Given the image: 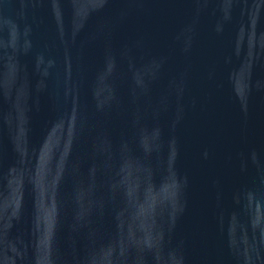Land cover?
<instances>
[{
  "label": "water",
  "instance_id": "95a60500",
  "mask_svg": "<svg viewBox=\"0 0 264 264\" xmlns=\"http://www.w3.org/2000/svg\"><path fill=\"white\" fill-rule=\"evenodd\" d=\"M0 264H264V0H0Z\"/></svg>",
  "mask_w": 264,
  "mask_h": 264
}]
</instances>
